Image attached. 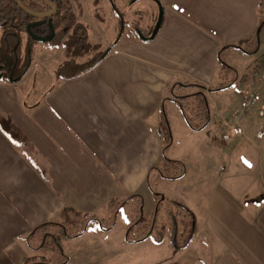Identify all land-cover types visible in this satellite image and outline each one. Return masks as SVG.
<instances>
[{"label":"crops","instance_id":"1","mask_svg":"<svg viewBox=\"0 0 264 264\" xmlns=\"http://www.w3.org/2000/svg\"><path fill=\"white\" fill-rule=\"evenodd\" d=\"M88 1L69 0L91 54L107 51L98 65L58 78L64 48L36 42L19 81L0 80V264H32L26 237L65 206L100 216L113 197H156L166 144L183 174L157 186L190 215L188 242L183 228L131 242L114 225L65 241V264H264V92L245 110L238 90L264 69L260 0ZM114 3L148 22L125 35Z\"/></svg>","mask_w":264,"mask_h":264},{"label":"trees","instance_id":"2","mask_svg":"<svg viewBox=\"0 0 264 264\" xmlns=\"http://www.w3.org/2000/svg\"><path fill=\"white\" fill-rule=\"evenodd\" d=\"M19 1L25 8L34 12H48L51 9V7L45 5L43 0ZM49 1L56 4L57 11L52 17L40 20L22 11L15 0H0L1 42L9 48L6 52L11 53V56L4 57L5 60H0V80L5 82L19 81L21 74L31 60V47L34 43L38 42L25 31L27 25L35 22H37V25L30 28L31 34L39 37H48L51 34L52 27L54 37L44 44L52 48L61 45L64 48L68 60L59 66L57 70L58 78L73 79L82 75L98 65L107 54V51L95 52L80 64H75L74 60L76 57L82 58L90 54L93 50L92 46L87 42L86 27L75 21L69 0ZM262 25H264V0H260L258 5L257 32ZM23 36L26 38V45L24 54L22 55L20 49L23 43ZM10 40L13 41V46L10 45ZM234 48L237 49L238 47L235 46ZM14 61L15 63L13 64ZM12 64L14 65V70L10 72ZM5 71L7 72L5 73ZM16 72H18L17 75H15ZM247 79L248 77H242L241 81L244 82ZM181 111L183 118L186 120L182 107ZM167 148L168 144L163 147L164 164L159 172V178L161 180H176L183 174L182 164L168 159L166 156ZM133 204L134 206L136 205L137 216H128L124 213V208L132 206ZM163 205L169 206L170 210L167 214V223L160 224L158 214ZM142 206L141 197L132 194L123 198H111L106 205L107 217L105 218L95 213H83L65 206L57 220L37 225L26 237L28 245L32 239H37L38 245L33 247V250L50 254L49 259L42 255L37 261L32 260V264H65L66 258L62 248L63 242L77 238L87 232H107L113 228L115 220L119 215L125 216V236L131 242L145 238H150L155 242H161L167 237L172 243L178 232L179 223L186 222V219L190 217L186 209L177 201L163 197L157 198L155 209L149 217L143 216ZM188 227L190 228L191 236L193 233V223L191 220L188 222Z\"/></svg>","mask_w":264,"mask_h":264},{"label":"rangeland","instance_id":"3","mask_svg":"<svg viewBox=\"0 0 264 264\" xmlns=\"http://www.w3.org/2000/svg\"><path fill=\"white\" fill-rule=\"evenodd\" d=\"M84 1L85 2H89L88 0H84ZM114 5L117 7V5L115 3H114ZM128 6L130 7V4ZM112 8L115 10V7L113 5H112ZM120 11L121 10L118 9V7H117V11L115 10L114 11V14H115V17L117 18L118 29L123 28L122 32L125 33V35L130 34L129 32H134V31L135 32H138L137 31V28H139L140 30L143 29V26L145 25V23L148 22L146 20L147 19V16H145V15H149L150 14V12L147 9H145V15L144 14L141 15L142 17L137 21V20L134 19L135 18V14L132 13V10L131 9H125L124 16L127 18V20L126 19L125 20L128 21V22H125V21L122 20V16L119 13ZM114 14H113V16H114ZM129 20H130V22H129ZM131 21L137 22L138 27L136 28V26H137L136 23H133ZM91 22H92V26H93L92 28L95 31V34H97V35L103 34V32L105 30L104 23L100 24V23H98L99 21H95V20H93ZM99 38H100V35H99ZM99 38H97V40H99ZM22 39H23V41H22L23 43L22 44H24V41L26 40V38L23 36ZM0 45H1L0 46V60H5L4 57L7 58V56H11V53H7L6 52L7 49H9L7 46H5L4 44H1V43H0ZM10 45L13 46V41L12 40H10ZM37 46L44 47V44L42 45V44L38 43ZM89 55H91V53L88 54V56ZM38 58L39 59H43L44 57L41 55V57L38 56ZM82 60H85V58L83 57L81 59V61ZM16 62H17V59H16ZM14 63H15V61L13 62V64ZM13 64L11 65L12 67H11V71L10 72H12L14 70V65ZM6 72L7 71H5V73ZM17 74H18V72L15 73V75H17ZM257 112H258V110H256V114H257V116L259 118H264V117L259 116ZM153 172L154 173L152 174V176L147 181V186L151 187V190L153 191V193H156V197H154V198L153 197H149L148 194H145V196H144V203H143V200H142V204H143V206H142V210H143L142 212L143 213L142 214H143L144 217H149L151 215V213L153 212V210L155 209L156 202H157V197L158 198L159 197L160 198L163 197V198H167L168 199V197H166L165 194L168 193V192H171V190H174L173 187H171L168 183L161 184L160 186H157V184L159 182H161V179H159V180L153 179V178H155V170H153ZM135 206L133 204L132 206L125 207L124 208V213L127 214L128 216H132V215H136L137 216V212H136ZM169 210H170V207L169 206H165V205L162 206V208H161V210H160V212L158 214V220L160 221V224L161 223H167V221H168L167 214L169 213ZM99 214L103 218L107 217V215L104 214V213H102V211L99 212ZM182 228L184 230V233L183 234L179 233V232H181ZM124 231H125V216L124 215H119L116 218V220H115V227L113 229V235H121ZM178 233H179L180 236L183 235L182 237H183V239H184L185 242L189 240V237H190V228L188 227V220H187V222H184L182 224L179 223ZM178 240L181 241V238L178 239ZM173 243H176L175 240H174ZM37 245H38V241H37L36 238L35 239H32L31 242H30V244H29L30 250H32V251H30V250L29 251L31 253H33V255L34 254L37 255V256H35V258L32 259L34 261H37V259L40 257V254L42 253V251H35V250L32 249L33 247H35ZM62 248L65 249L64 252L66 251L67 253L71 254V252H72V246H71V244H68V243H64L63 242ZM43 255L45 257H47V259H49V257H50V254H48V253H44ZM189 257H190V255L188 254L185 257V259L188 261ZM177 262L180 263L181 261H177Z\"/></svg>","mask_w":264,"mask_h":264},{"label":"built area","instance_id":"4","mask_svg":"<svg viewBox=\"0 0 264 264\" xmlns=\"http://www.w3.org/2000/svg\"><path fill=\"white\" fill-rule=\"evenodd\" d=\"M262 92H264V69H262L261 74L256 79L249 80L241 85L239 93L243 102V108L249 110ZM257 113L259 116L264 117V106L259 108ZM260 128L256 132L257 138L261 135L262 129Z\"/></svg>","mask_w":264,"mask_h":264},{"label":"water","instance_id":"5","mask_svg":"<svg viewBox=\"0 0 264 264\" xmlns=\"http://www.w3.org/2000/svg\"><path fill=\"white\" fill-rule=\"evenodd\" d=\"M15 1L17 3L18 7L22 11H24L25 13L31 15L32 17H34L36 19H40V20L45 19V18L52 17L56 13V11H57L56 4L53 3V2H50L49 0H43V2L45 3V5L51 7L50 11H48V12H34V11H31V10L25 8L21 4V2L19 0H15ZM35 25H37V23H32V24H29V25L26 26V30L25 31H26V33L28 35H30L34 40H36V41H38L40 43H46V42H49L50 40H52V38L54 37V30H53L52 27H51V34H50V36H48V37H39V36H36V35L31 34V32H30V28L33 27V26H35ZM154 35H155V31L151 34L150 37L144 38V40L149 41V40H151L154 37ZM9 80H11V78H9Z\"/></svg>","mask_w":264,"mask_h":264},{"label":"flooded vegetation","instance_id":"6","mask_svg":"<svg viewBox=\"0 0 264 264\" xmlns=\"http://www.w3.org/2000/svg\"><path fill=\"white\" fill-rule=\"evenodd\" d=\"M35 23H37V22H35ZM50 36V35H49Z\"/></svg>","mask_w":264,"mask_h":264}]
</instances>
